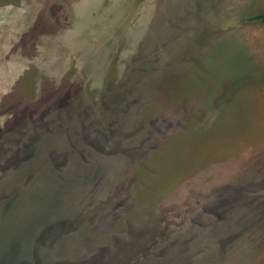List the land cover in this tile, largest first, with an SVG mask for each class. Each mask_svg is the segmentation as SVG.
I'll use <instances>...</instances> for the list:
<instances>
[{"label": "rangeland", "instance_id": "rangeland-1", "mask_svg": "<svg viewBox=\"0 0 264 264\" xmlns=\"http://www.w3.org/2000/svg\"><path fill=\"white\" fill-rule=\"evenodd\" d=\"M264 0H0V264H264Z\"/></svg>", "mask_w": 264, "mask_h": 264}, {"label": "trees", "instance_id": "trees-1", "mask_svg": "<svg viewBox=\"0 0 264 264\" xmlns=\"http://www.w3.org/2000/svg\"><path fill=\"white\" fill-rule=\"evenodd\" d=\"M251 19H256V20H260L261 22L264 23V11L256 14V15H253L252 17H250Z\"/></svg>", "mask_w": 264, "mask_h": 264}]
</instances>
